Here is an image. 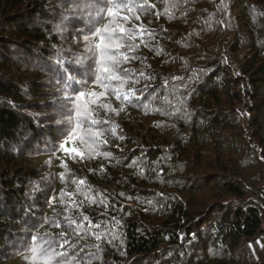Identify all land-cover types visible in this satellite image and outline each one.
Wrapping results in <instances>:
<instances>
[{
    "label": "trees",
    "instance_id": "obj_1",
    "mask_svg": "<svg viewBox=\"0 0 264 264\" xmlns=\"http://www.w3.org/2000/svg\"><path fill=\"white\" fill-rule=\"evenodd\" d=\"M91 2L0 0V264H31L24 257L34 232L69 231L40 225L65 215L69 201L59 197L76 190L74 178L108 201L80 211L116 233L77 241L98 253L91 264H264V0H148L155 9L128 26L142 23L153 38L126 66L153 76L135 86L148 85L150 108L174 111L163 105L166 95L186 103L175 115L133 104L119 115L99 109V118L119 125L117 136L104 137L101 150L111 157L73 160L59 147L62 130L45 117L59 87L57 49L69 60L81 53L76 40L91 17L69 15L63 34L53 29ZM65 67L79 78L78 66ZM193 70L198 79L189 82ZM102 102L121 108L112 95ZM68 147L85 151L79 142Z\"/></svg>",
    "mask_w": 264,
    "mask_h": 264
},
{
    "label": "snow or ice",
    "instance_id": "obj_2",
    "mask_svg": "<svg viewBox=\"0 0 264 264\" xmlns=\"http://www.w3.org/2000/svg\"><path fill=\"white\" fill-rule=\"evenodd\" d=\"M88 12H76L69 10L61 20L60 24L54 25V32L63 34L64 22L68 20L69 15H85L91 17L89 23L91 27L87 32L79 33L80 39L84 43V49L81 53H77L69 60L63 55L61 49H57L55 57V65L53 71L57 76L56 84L59 86L58 91L53 95L56 96L54 101L50 102L54 112L52 116H46L52 123L62 130L63 140L60 144L66 155H70L73 160L93 159L98 156L105 158L111 157L110 151H102V147L107 143L104 139L107 133L117 136V128L119 125L113 121L101 119L98 116V110L103 109L106 112H113L119 115L124 110L125 104H133L142 106L145 111L163 112L165 115H175L180 113L181 105L186 101L183 97H177L176 101L165 96L162 103L166 108L174 109L172 112H166L162 108H150L148 103H144L148 97L145 95V89L137 88L144 78H153L144 70H137L126 65H130L133 61L141 60L137 55V49L143 45L149 47L147 40L153 38V31L145 27L142 23L139 25H128L133 19L139 21L140 13H146L149 9H155L154 4H150L148 0H92L87 6ZM171 7L164 9L163 15L169 20L173 18ZM160 16L159 11L156 12ZM101 21H106L101 23ZM139 40V43H137ZM53 47H56L55 45ZM71 53V49L68 50ZM159 54L162 50L154 49ZM187 63V61H185ZM66 64L78 66L73 71L79 72V78L69 72ZM150 67V65L148 66ZM193 77L189 78V82L198 79L193 70ZM62 73V75H61ZM174 80L183 82L184 78L180 76L172 77ZM76 85L77 87H74ZM168 86V81H164V87ZM185 88L187 85H184ZM155 91V89H153ZM174 89H170L171 92ZM112 95L121 104V108H114L111 103H104L103 98ZM156 97L151 96V101H155ZM185 119L188 118L187 112L182 113ZM104 125H108L107 128ZM159 126V125H157ZM119 139H125L124 136H118ZM81 143L84 145L85 151L81 152L77 148H69V144ZM136 160H132L128 164L129 167L135 166ZM61 166L65 172H61V180H65L66 172L69 171L66 161L61 162ZM101 171H104L102 168ZM143 175V170L140 171ZM72 183L76 185L74 192H66L61 190L60 201L63 203L65 198L69 203L65 206V215L63 217H46L40 225L50 224L56 229L67 227L69 231H59L53 233L45 231L44 233L34 232L31 235V243L28 248V255L24 258L29 260L31 264H91L94 259L100 258L98 253L91 251L85 252L86 244H77V241H86L88 237H92L95 241H102L111 236L113 240L116 233L109 229V226H102L101 223H94L91 218L84 215L80 209L86 202L90 205L102 204L107 205V198L103 193L92 195V186L87 183L86 178H74ZM37 190L34 188V191ZM119 195L124 196V193ZM82 197L83 199H79ZM131 199V197H128ZM56 197L51 198V202L56 201ZM75 210L76 214H73ZM115 218H113L114 220ZM118 223V222H117ZM26 231H30L26 229ZM195 238V237H193ZM111 244L112 240H108ZM93 248L99 250L100 245L94 244ZM84 253V255H80Z\"/></svg>",
    "mask_w": 264,
    "mask_h": 264
},
{
    "label": "rangeland",
    "instance_id": "obj_3",
    "mask_svg": "<svg viewBox=\"0 0 264 264\" xmlns=\"http://www.w3.org/2000/svg\"><path fill=\"white\" fill-rule=\"evenodd\" d=\"M263 243V242H262Z\"/></svg>",
    "mask_w": 264,
    "mask_h": 264
}]
</instances>
